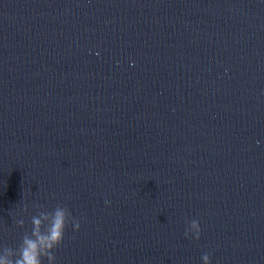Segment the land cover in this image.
I'll return each mask as SVG.
<instances>
[{"label": "water", "instance_id": "water-1", "mask_svg": "<svg viewBox=\"0 0 264 264\" xmlns=\"http://www.w3.org/2000/svg\"><path fill=\"white\" fill-rule=\"evenodd\" d=\"M57 205L56 264H264V0H0V247Z\"/></svg>", "mask_w": 264, "mask_h": 264}, {"label": "clouds", "instance_id": "clouds-1", "mask_svg": "<svg viewBox=\"0 0 264 264\" xmlns=\"http://www.w3.org/2000/svg\"><path fill=\"white\" fill-rule=\"evenodd\" d=\"M22 212H28L27 204ZM15 223L23 228L25 222L21 218ZM31 225V231L23 234L15 248L6 245L0 247V264H44L45 260L47 264H56L54 253L63 243L66 228L71 225L74 231L80 229V222L62 205H57L52 211L39 210L31 216ZM201 231L199 222L192 220L185 230V237L199 240ZM201 259L203 264H211L209 254H203Z\"/></svg>", "mask_w": 264, "mask_h": 264}]
</instances>
